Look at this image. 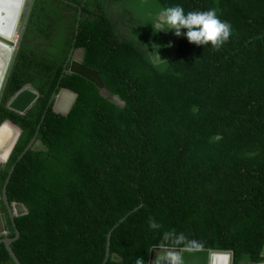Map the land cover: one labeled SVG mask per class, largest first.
<instances>
[{
  "label": "trees",
  "instance_id": "1",
  "mask_svg": "<svg viewBox=\"0 0 264 264\" xmlns=\"http://www.w3.org/2000/svg\"><path fill=\"white\" fill-rule=\"evenodd\" d=\"M175 4L216 9L231 25L228 41L213 51L153 34L156 12ZM29 7L0 94V125L9 120L22 131L0 166V193L15 165L7 198L28 210L15 218L19 261L102 264L111 233L106 264L138 256L148 264L155 246L231 250L235 264L262 262L264 0H33ZM132 20L128 39L119 27L131 30ZM37 28L52 37L43 55L30 41ZM153 44L162 60L146 52ZM72 48L111 94L65 72ZM27 84L40 97L19 115L6 105ZM61 88L78 94L68 115L50 104ZM37 132L47 150L18 160ZM149 217L160 228L149 229ZM164 232L172 233L167 241ZM9 258L0 244V264Z\"/></svg>",
  "mask_w": 264,
  "mask_h": 264
},
{
  "label": "water",
  "instance_id": "2",
  "mask_svg": "<svg viewBox=\"0 0 264 264\" xmlns=\"http://www.w3.org/2000/svg\"><path fill=\"white\" fill-rule=\"evenodd\" d=\"M10 5L11 3L6 4V6H10ZM0 11L1 13L5 12L4 8H2L1 6H0ZM81 12L82 11L80 9L78 20L81 19ZM18 22H19V19H18ZM78 25L79 23L77 24V26ZM20 28H18V23H17L15 27L16 33H19ZM0 40L8 43L15 51V48L17 45L15 44L14 41L8 40L7 38L2 37V36H0ZM73 55H74V48L71 50V53H70V57H69L70 65H69L68 72L70 74H76L84 78L85 80L95 84L99 88L100 93L106 97L109 93L101 78L100 72L85 66L82 63V60L80 59V57L75 59ZM13 57L14 55L12 54L10 64H12ZM10 64L9 66H11ZM9 68L10 67H8V69ZM7 71H6V74H7ZM66 71H67V65L65 66V72ZM6 74H5V79H6ZM5 79H4L2 88L5 84ZM65 96H70V101L64 104L63 106ZM39 97H40L39 91H37L31 84H27L7 102L6 107L10 111L15 112L19 115H26L28 111L32 109V107L34 106L35 102L38 100ZM77 97H78L77 93L71 90H68L66 88H62L59 90V92H56V91L53 92L50 104H52V108L55 112L60 113L62 115H68L74 103L76 102ZM5 124H9L11 127L14 126L17 128V132H16L17 139L15 143L13 144V146L11 147V150L7 156V159L5 161H2L0 163V166L8 162L10 154L13 151L14 146L17 143L18 138L22 133L21 129L9 120L3 122L0 125V128H2ZM3 145H4L3 143L0 144L1 147ZM5 148L6 146H4L2 150H5ZM29 150H36V151L47 150V148L38 140V132L31 139V141L29 142L25 150L21 153L18 160H21L22 157ZM14 170H15V165L11 167L8 173V177L6 179L5 185L3 187V191L0 194V200L2 202L3 201L5 202L6 208L8 204V207L11 212V218H12L10 219V222L15 230V236L10 237L7 234L8 230L5 228V224H4V221L6 222L8 219H0V244L5 245L10 255V258L5 260L2 264H22L19 261L18 257L16 256L12 248V244L15 241H17L20 237V232L16 228L15 216L19 217V216L26 215L28 213V210L21 203L14 202L10 204L7 198V185L10 181L11 175L14 172ZM15 205L22 206L23 212L21 214H17L15 212L14 210ZM0 217H1V214H0ZM123 220L124 219H121V222ZM110 238H111V233L108 234L107 244H106V247H107L106 256L102 264H106L110 256V253H109L110 252ZM261 256L263 257V261L260 263H254V264H264V243H263V249H262ZM234 258H235L234 252L231 250H214V249L212 250V249H205V248H176V247L155 246V247H152L150 250L148 264H235Z\"/></svg>",
  "mask_w": 264,
  "mask_h": 264
},
{
  "label": "clouds",
  "instance_id": "3",
  "mask_svg": "<svg viewBox=\"0 0 264 264\" xmlns=\"http://www.w3.org/2000/svg\"><path fill=\"white\" fill-rule=\"evenodd\" d=\"M148 25L150 26L153 34H156L159 32H171V34L174 37L183 36V38L186 40V42L193 45V46L203 48L204 46L207 45L213 51L218 50L223 44H225L228 41V38L231 34V25L227 21L221 20L219 18V16L217 15L216 9L210 8L206 11H188V12H185L184 9L179 4H175V5H172L169 7H164V8L159 9L156 12L155 17L153 18L152 22ZM24 26H25V22L23 20L20 31H19V33H17L18 38L16 41H14L15 44L17 45L15 48V50H16L15 54H17L20 42L22 41V32L24 30ZM154 46H157V47H154ZM151 47H152V51L150 53L148 51H146L150 55V58L153 61L162 60L158 54V47L159 46L153 44V45H151ZM145 50H146V48H145ZM15 54H14V56H15ZM78 57H80V59L82 60V63H83L82 55L81 56H75V59ZM13 61H14V57H13ZM13 61H12V64H13ZM12 64H11V66H12ZM66 65H67V71L66 72L69 73L68 72L69 65H70L69 58L67 60ZM85 66H87V65H85ZM87 67H89V66H87ZM89 68H91V67H89ZM91 69H93V68H91ZM96 71H98V70H96ZM100 74H101V72H100ZM6 78H7V76H6ZM5 82H6V79H5ZM108 93L111 94L110 92H108ZM3 165H5V164H3ZM147 227L151 230H156V229L160 228V225L155 220H153L151 217H149L147 219ZM171 236H172V233L164 232L162 234V239L167 241ZM184 239L185 238H184L183 234L181 233V234L176 235L175 240L173 242L177 243V242L183 241ZM134 264H143L142 258H140L139 256L136 257Z\"/></svg>",
  "mask_w": 264,
  "mask_h": 264
},
{
  "label": "bare ground",
  "instance_id": "4",
  "mask_svg": "<svg viewBox=\"0 0 264 264\" xmlns=\"http://www.w3.org/2000/svg\"><path fill=\"white\" fill-rule=\"evenodd\" d=\"M1 3L4 5L3 7L2 6L1 7L4 8L5 10L4 12L5 17H8L9 26L7 28V23L3 19L2 21H4V24L3 27H0V36L5 37L8 40L15 41L14 40L16 35L15 27L16 24L18 23V19L22 14L25 0H17V1L7 0V3L9 4L11 3L10 6H6L5 2H1ZM0 50H1L0 52V92H1V88L5 79V74L9 67L14 49L8 43L0 40ZM69 101H70V96H65L63 106ZM16 139H17V133L15 132L14 128H12L9 124H5L2 128H0V144L2 143L4 144L2 147L0 146V159L3 160L7 159L11 147L15 143ZM4 146H6V148L5 150H2ZM14 210L17 214H21L23 212L22 206L20 205H15Z\"/></svg>",
  "mask_w": 264,
  "mask_h": 264
},
{
  "label": "crops",
  "instance_id": "5",
  "mask_svg": "<svg viewBox=\"0 0 264 264\" xmlns=\"http://www.w3.org/2000/svg\"><path fill=\"white\" fill-rule=\"evenodd\" d=\"M33 0H30V3L32 2ZM29 3V4H30ZM42 7H40L39 9H38V17L41 19V20H43V21H45V25H46V27H48L49 26V21H48V19H47V17L45 16V15H43L42 13H44V11H42ZM29 10H30V7H29ZM65 14H67L68 16H74V12L71 10V9H68V11L65 13ZM24 22H25V24H26V22H27V19H25L24 20ZM40 29L39 28H37V29H35V36H32V37H30V41H31V45H32V47L33 48H35V47H38V48H40V50H39V53H41L42 55L43 54H45L46 53V51H48V49L52 46V37H45V36H43L42 34H40ZM28 45H29V40H28ZM73 49V48H72ZM71 49V50H72ZM80 51V52H79ZM71 53V52H70ZM82 55V50H77V51H75L74 50V55H73V57H75V56H81ZM69 57H70V54H69ZM13 128H14V130H15V132H17V128L16 127H14V126H12ZM2 161H5V160H3V159H0V163L2 162Z\"/></svg>",
  "mask_w": 264,
  "mask_h": 264
},
{
  "label": "rangeland",
  "instance_id": "6",
  "mask_svg": "<svg viewBox=\"0 0 264 264\" xmlns=\"http://www.w3.org/2000/svg\"><path fill=\"white\" fill-rule=\"evenodd\" d=\"M12 1H17V0H12ZM1 2H5L6 4H7V0H0V6H2L3 7V5H2V3ZM29 3H30V0H26V2H25V4H24V7H23V10H22V14H21V16H20V18H19V22H18V28H20L21 26H22V21L23 20H25V19H27L28 17H29ZM63 9H65V7H63V6H60L59 7V10L62 12V10ZM118 15L117 16H115V18H114V21H117L118 20ZM5 20V22L7 23V28H8V26H9V20H8V17H5V15H4V13H1V11H0V27H3V24H4V21H2V20ZM117 19V20H116ZM131 22H133V25H132V27H131V30L129 29V28H125V26H123V25H121L120 27H119V32H121V34L123 35V36H125L126 38H128V39H130L131 38V35H132V33H133V31H134V28H133V26H135V24H136V21H131ZM61 31L62 30H57V33H61ZM60 36V35H59ZM60 37H62V36H60ZM17 38H18V35H17V33H16V35H15V38H14V40L16 41L17 40ZM35 50H36V53L40 50V48H38V47H35ZM0 52H1V50H0ZM15 52H16V50L13 52V55L15 54ZM80 52V51H79ZM15 57H16V54H15V56H14V59H15ZM14 62V61H13ZM11 65V64H10ZM10 67V66H9ZM8 73V72H7ZM6 76H7V74H6ZM109 95V94H108ZM107 95V96H108ZM106 96V97H107Z\"/></svg>",
  "mask_w": 264,
  "mask_h": 264
},
{
  "label": "flooded vegetation",
  "instance_id": "7",
  "mask_svg": "<svg viewBox=\"0 0 264 264\" xmlns=\"http://www.w3.org/2000/svg\"><path fill=\"white\" fill-rule=\"evenodd\" d=\"M11 203H14V202H10ZM7 204V203H6ZM9 213V214H8ZM0 214H1V217L0 219H12L11 218V212H10V209L8 207V204H7V208L5 206V202L1 201L0 200ZM17 216H15L16 218ZM4 224H5V228L8 230V235L10 236L11 235V229H10V223H9V220H7L6 222L4 221ZM11 237V236H10Z\"/></svg>",
  "mask_w": 264,
  "mask_h": 264
}]
</instances>
